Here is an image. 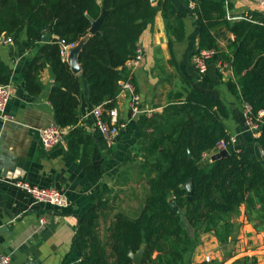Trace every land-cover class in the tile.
<instances>
[{
    "label": "trees",
    "instance_id": "obj_1",
    "mask_svg": "<svg viewBox=\"0 0 264 264\" xmlns=\"http://www.w3.org/2000/svg\"><path fill=\"white\" fill-rule=\"evenodd\" d=\"M193 3L198 30L195 54L209 49L217 52L208 62L203 80L209 81L210 66L219 60L230 63L234 80L227 83L228 89L241 103L249 104L257 117L264 111V14L254 12L234 20L227 18L232 7L226 0ZM103 10L107 15L101 29L91 35L92 23ZM159 13L172 54L174 44L186 35L184 19L172 0H157L155 4L151 0H0V39L17 42L26 32L35 50L25 90L33 96L41 94V73L51 68L54 85L49 102L55 125L70 128L68 148L79 159L90 183L100 184L105 167L93 165L94 140L80 125L83 89L93 107H117L121 83L135 84L126 63L134 58L143 34L153 29ZM47 32L52 36L45 43L42 37ZM226 33L234 37L228 41L227 53L221 52L218 44L220 35ZM86 37L78 57L81 73L77 75L63 51ZM9 82L10 70L0 59V85ZM167 99L160 112L140 117L139 142L125 159H142L139 174L148 187L142 210L137 217L115 214L102 237L100 218L108 201L97 196L77 216L72 252L63 264H134L131 254L143 245L142 264H185L202 234L215 233L227 240L233 230L229 217L237 208L245 205L252 211L257 204L264 206V163L250 150L230 152L202 164L204 154L231 138L224 123L229 113L224 102L193 88L170 93ZM103 120L108 122L106 114ZM259 127L257 143L264 154V123ZM189 182L194 188L192 201H188L186 189Z\"/></svg>",
    "mask_w": 264,
    "mask_h": 264
},
{
    "label": "crops",
    "instance_id": "obj_2",
    "mask_svg": "<svg viewBox=\"0 0 264 264\" xmlns=\"http://www.w3.org/2000/svg\"><path fill=\"white\" fill-rule=\"evenodd\" d=\"M172 1L184 19L185 39L174 44L171 54L161 13L156 16L153 29L143 34L139 45L144 50V58L133 71L135 84L132 83L144 107L154 110V113L160 112L168 104L170 93H184L191 88L221 100L229 112L224 121L228 134L236 141L229 147V153L248 149L253 157L264 163V154L257 143L261 132L256 133L247 126L245 104L228 89L227 83L234 80L232 70L220 75L217 64L212 65L209 81H204V75L196 70L193 59L198 48V30L192 12L193 0ZM226 1L232 7L228 19L239 20L261 12L247 0ZM233 38L229 33L220 35L218 44L221 52H228V41ZM76 46L68 49L66 60ZM34 54L26 32L12 44L6 43V39L0 42V59L10 70L8 84L12 88V97L6 108L12 120L0 119V251L9 256L13 264H63L72 252L78 228L77 216L83 214L97 196L108 201L100 218L102 237L115 214L122 212L137 217L142 210L144 203L134 204L119 198L117 189L125 182L116 184L118 179L128 176L129 168L142 160L125 162L128 152L139 142L141 123L140 117L131 116L129 96L119 95L115 108L119 112V121L127 127L113 142H109L91 115L93 106L84 87L80 125L94 140L93 165L105 167L100 184L90 183L79 159L70 152L67 139L49 151L42 147L39 129L55 124L49 102L54 75L49 66L43 70L40 80L44 89L41 94L33 96L25 90L26 74ZM215 154L216 151L204 154L202 164L211 163ZM21 180L39 188L61 190L71 201L70 209L59 211L36 204L28 193L13 185ZM147 195L148 187L145 199ZM229 220L233 230L227 240L222 241L215 233L202 234L195 250L186 256L185 264H264V206L257 204L255 210L248 211L242 205L230 214ZM71 258L76 257L71 255Z\"/></svg>",
    "mask_w": 264,
    "mask_h": 264
},
{
    "label": "built area",
    "instance_id": "obj_3",
    "mask_svg": "<svg viewBox=\"0 0 264 264\" xmlns=\"http://www.w3.org/2000/svg\"><path fill=\"white\" fill-rule=\"evenodd\" d=\"M254 3L259 10L264 13V0H247ZM5 40V39H4ZM6 43H13L11 38L6 40ZM72 47H65L63 55L67 57L68 49ZM217 52L213 49L203 50L194 56V65L197 72L200 75H205L208 71L209 61L216 56ZM144 50L141 46L137 47L134 58L126 63V66L133 73L143 61ZM217 68L221 75H224L231 71V65L228 62L219 60L217 62ZM122 91L120 95L127 94L130 98V113L132 118H139L142 116L152 117L154 110L144 107L143 100L140 94L136 91L134 84L131 81H125L121 83ZM12 97V88L10 84L0 85V119L3 121H11L12 117L6 113V108L9 100ZM104 114L109 118L108 122L103 120ZM91 115L96 119L99 125L100 131L103 136L109 141L113 142L122 130H125L127 125L119 121L118 109L113 108L110 110L104 109L103 105L94 106L91 110ZM244 115L246 118V124L254 132H259V125L263 122L264 111H261L257 117L253 115L252 108L249 104H245ZM70 132V128H61L55 124L49 125L45 128L39 129V135L42 147L44 150L49 151L53 147L62 143ZM235 138L231 137L229 141H220L215 147L216 153H220L224 150L228 151L229 147L235 143ZM14 186L24 190L35 201L36 204L46 205L55 210L63 211L68 210L71 207V201L68 197L58 189H44L37 186H33L25 181H16ZM42 223L44 221L42 220ZM0 264H13L11 258L0 251Z\"/></svg>",
    "mask_w": 264,
    "mask_h": 264
},
{
    "label": "water",
    "instance_id": "obj_4",
    "mask_svg": "<svg viewBox=\"0 0 264 264\" xmlns=\"http://www.w3.org/2000/svg\"><path fill=\"white\" fill-rule=\"evenodd\" d=\"M151 1L154 4L157 2V0H151ZM106 15H107V11L103 10L101 17L97 21H94L92 23V28L90 29L91 35L100 31ZM51 36H52V34L50 32L45 33L42 37V41L45 43H48L51 40ZM87 39H88V37L82 39L81 42L78 43L77 46L75 48H73L69 53L68 63L70 64L73 73L77 74V75H79L81 73V66H80L79 60H78L79 53H80L81 47L87 41ZM3 41H4V37H2L0 39V42H3ZM262 121L264 122V118ZM229 154H230L229 151L224 150L220 153L215 154L211 160H212V162H215L216 160H219L221 158L229 156ZM186 189L188 191V201H192L193 200V193H194V188H193L192 182H189L186 185ZM172 206H173L174 211L178 212L179 209L175 205V203H172ZM144 249H145V246L143 245L137 253L131 254V258H132L134 264H142Z\"/></svg>",
    "mask_w": 264,
    "mask_h": 264
},
{
    "label": "rangeland",
    "instance_id": "obj_5",
    "mask_svg": "<svg viewBox=\"0 0 264 264\" xmlns=\"http://www.w3.org/2000/svg\"><path fill=\"white\" fill-rule=\"evenodd\" d=\"M167 80L169 81L171 80L169 76ZM141 163L142 160L135 163L136 164L135 166L129 168L130 172H128V176L125 177L124 179L120 178L118 179V181L117 179L115 180L117 181L116 184L117 183L120 184L122 181L125 182L124 186L117 189L119 195L118 197L121 198L122 200H127L128 202L131 201V203L134 204L145 202L144 196L146 195L147 185L144 182V178L139 174L140 171L139 167Z\"/></svg>",
    "mask_w": 264,
    "mask_h": 264
}]
</instances>
